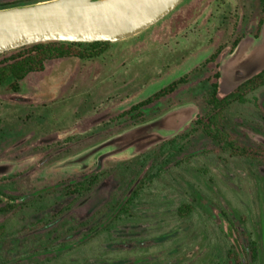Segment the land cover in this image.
I'll return each instance as SVG.
<instances>
[{"label":"rangeland","instance_id":"rangeland-1","mask_svg":"<svg viewBox=\"0 0 264 264\" xmlns=\"http://www.w3.org/2000/svg\"><path fill=\"white\" fill-rule=\"evenodd\" d=\"M37 1L0 0V7ZM201 6V16H210L201 35L173 39L164 18L110 42L98 57L49 59L18 89L0 86V264H231L230 238L239 239L243 264H264V84L232 103L223 119L262 157L230 154L195 133L130 211L115 216L150 166L135 165L137 157L207 113V82L233 52L231 40L259 36L264 27V0H202ZM209 33L223 47L216 65L186 74L209 54ZM183 75L190 78L173 91L130 109ZM230 91L218 87V96ZM184 107L192 114L179 128L149 127L144 131L163 137L123 146L125 132ZM95 173L100 179L90 191L64 193L65 185ZM184 203L192 210L180 216ZM250 239L255 260L248 256Z\"/></svg>","mask_w":264,"mask_h":264},{"label":"water","instance_id":"water-1","mask_svg":"<svg viewBox=\"0 0 264 264\" xmlns=\"http://www.w3.org/2000/svg\"><path fill=\"white\" fill-rule=\"evenodd\" d=\"M182 0H42L0 8V53L36 42H115L154 24ZM264 68V27L259 36L238 42L220 65L219 87L233 90ZM192 114L190 108L171 111L150 126L120 136L123 146L153 141L162 131L179 128ZM141 133V134H139ZM122 146V145H121ZM114 148L107 153L122 150ZM122 146V147H123ZM105 155V154H103Z\"/></svg>","mask_w":264,"mask_h":264},{"label":"trees","instance_id":"trees-1","mask_svg":"<svg viewBox=\"0 0 264 264\" xmlns=\"http://www.w3.org/2000/svg\"><path fill=\"white\" fill-rule=\"evenodd\" d=\"M260 1L263 2V0ZM109 43V41L70 42L50 40L27 44L2 52L0 53V86L8 85L11 89L16 90L19 87V81L29 72L43 69L45 61L63 57L92 59L104 53ZM218 75L219 73L217 72L216 76L218 77ZM181 82H183V79L172 82L157 91L153 96L133 105L130 109L137 110L142 106L148 105L154 99H159L173 91ZM263 84L264 68L257 71L234 90L222 96H218V82H214L213 85L209 86L206 94V103L209 110L204 116H199L193 120L190 130L161 141L156 149H149L137 157L135 165L144 168L150 162V166L147 167L143 176L135 183L125 200L121 204H118L115 216L119 217L130 211L131 205L138 198L141 189L151 182L154 177L158 176V173L171 162L173 156L182 152L185 143L195 133H201L216 145H220L221 147L224 145L230 154L243 155L255 159L257 156H260L258 154L260 152L257 149H252L248 145L241 144L235 134L226 128L223 119L225 110L232 103L237 101L244 102L249 92ZM263 152L264 150L261 153ZM99 179L98 173L86 175L81 180L65 185L63 191L66 194L76 193L80 195L95 187ZM10 206H13V204ZM191 210V204L184 203L178 207L177 211L180 216H185ZM230 240L228 260L231 264H243L240 254H238V248L240 247L239 239L230 238ZM247 250L249 258L255 260L257 257V246L254 240H248Z\"/></svg>","mask_w":264,"mask_h":264},{"label":"flooded vegetation","instance_id":"flooded-vegetation-1","mask_svg":"<svg viewBox=\"0 0 264 264\" xmlns=\"http://www.w3.org/2000/svg\"><path fill=\"white\" fill-rule=\"evenodd\" d=\"M201 5H202V0H187V1L182 0L174 9H172L168 14L163 16L158 21H160L164 18L166 19L167 23L164 26L165 31L168 33V36L171 33H173L172 35H170L171 38H173V39H175L176 37H187V36H192V35L197 36L199 34V33H197V31L200 32L201 29L206 30V28H208V26L206 24L210 20V16H208L209 14L206 15L205 17L203 15L201 16V13L203 12V8L205 7V6L202 7ZM200 7H202V8H200ZM157 22H155L154 24H156ZM154 24H152V25H154ZM180 25H182V26H180ZM150 26H148V27H150ZM145 29H143V30H145ZM218 29H220V28H218ZM218 29H215V30L218 32ZM182 33H183V35H186V36H179ZM184 33H187V34H184ZM204 33H206V32H204ZM199 35H201V33ZM209 35H210V37L207 40L208 41L207 45H208V47H210L209 54L206 56L205 59H203V61H201L199 64L193 66L191 68V70H189L186 74L190 73L191 71H195L196 73H199V71H202V70H209L210 69L209 65H211V64L213 66L216 65L215 60L219 55H221L223 47H220L218 44L213 45V43H211L213 40V39H211L212 38L211 33H209ZM238 42H239L238 36H235L234 39L231 40V42H230V47H229L230 51H232L236 47ZM218 63H219V61H218ZM217 72L218 73L220 72L219 68L216 72L213 73L214 80L207 82L208 86L213 85L214 82H218V87H219V81L218 80L220 79V73L217 77L216 76ZM187 78H190V77L183 75L179 79H183V82H187ZM179 79H177V80H179ZM177 80H175V81H177ZM183 82H181V83H183ZM155 93H153L151 96H153ZM154 100H157V99H154Z\"/></svg>","mask_w":264,"mask_h":264}]
</instances>
